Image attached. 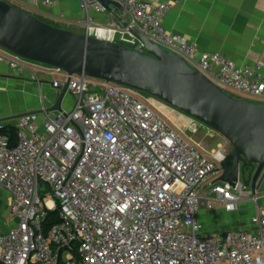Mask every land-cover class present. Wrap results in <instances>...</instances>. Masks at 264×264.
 Wrapping results in <instances>:
<instances>
[{
  "label": "built area",
  "instance_id": "1",
  "mask_svg": "<svg viewBox=\"0 0 264 264\" xmlns=\"http://www.w3.org/2000/svg\"><path fill=\"white\" fill-rule=\"evenodd\" d=\"M110 1L130 16V27L223 89L264 104L262 65L239 66L222 53H203L168 31L164 22L174 3ZM11 3L58 6L54 0ZM80 9L87 32L90 14L108 11L99 0H80ZM104 28L122 43L139 45L118 21ZM0 58L16 75L67 87L74 98L71 109L13 120L14 142L0 134V192L11 197L12 223L0 233V264H264V195L240 177L235 187L215 182L231 150L196 139V120L182 129L147 94L69 75L2 47ZM246 202L255 208L250 228L210 230L202 220L205 212H233ZM50 213L57 221L47 227Z\"/></svg>",
  "mask_w": 264,
  "mask_h": 264
},
{
  "label": "water",
  "instance_id": "2",
  "mask_svg": "<svg viewBox=\"0 0 264 264\" xmlns=\"http://www.w3.org/2000/svg\"><path fill=\"white\" fill-rule=\"evenodd\" d=\"M110 10L118 2L99 0ZM139 41L136 47L61 28L7 0H0V47L69 75L114 82L150 95L221 134L232 150L216 169L215 182L235 187L239 177L256 193L264 183V104L230 95L181 55L169 51L123 22ZM68 88L45 110L0 119L15 120L63 110ZM18 222V220H15Z\"/></svg>",
  "mask_w": 264,
  "mask_h": 264
},
{
  "label": "crops",
  "instance_id": "3",
  "mask_svg": "<svg viewBox=\"0 0 264 264\" xmlns=\"http://www.w3.org/2000/svg\"><path fill=\"white\" fill-rule=\"evenodd\" d=\"M11 2V0H7ZM56 7L39 5L23 8L37 17L61 28L76 32L87 30V15L80 9V0H54ZM153 3H174L164 25L170 32L186 37L196 43L203 53H222L239 66L262 65L264 74V0H145ZM92 26L89 34L108 41L121 42L119 34L104 28L113 21L129 23L130 16L114 5L105 13H91ZM60 93L49 80L35 83L26 75H16L8 63L0 58V119L41 111L52 105ZM72 105H62L71 109ZM39 119L42 114L37 115ZM13 120L0 122V126L11 125ZM261 195L264 190L261 189ZM240 212H228L229 229L250 228L245 224L252 218ZM239 211V210H238ZM254 214L252 215V217ZM213 214L203 213L202 220ZM223 226V225H222Z\"/></svg>",
  "mask_w": 264,
  "mask_h": 264
},
{
  "label": "rangeland",
  "instance_id": "4",
  "mask_svg": "<svg viewBox=\"0 0 264 264\" xmlns=\"http://www.w3.org/2000/svg\"><path fill=\"white\" fill-rule=\"evenodd\" d=\"M20 6L27 9V7H25V6H22V5H20ZM20 6H18V7L21 8ZM23 8H21V9H23ZM25 9H23V10H25ZM225 90L230 95H233L236 97L246 98L249 101L254 102V103L259 102V100H256L254 98L244 96V95H242V96L238 95L236 92H234L228 88L227 89L225 88ZM142 95H144V94H142ZM141 97H143V96H141ZM145 97H146V99H148V101L151 102V104L158 106L159 111L164 113L170 119H173L174 122L176 124H178L177 126L181 127L182 129H186L187 126H189V124L191 123V120H192L191 118H189L188 116H186L182 112L172 108L171 106L167 105L163 101L156 99L150 95H147ZM73 102H74V98H70L69 96H66L64 101H63V105H65L66 103L71 105ZM195 122H196V124H198L200 126L196 135H194L196 139L203 140L207 145L210 146L211 149L217 148L218 146L221 145V146H226L227 150H232L233 146L221 134H219L218 132H216V131H214V130H212V129H210V128L202 125V124H200L198 121H195ZM261 189L264 190V183H263ZM10 203H11L10 195L7 192H0V233L7 231L12 226V223H11L10 218H9ZM240 205L245 206V208H243V210H242V213L244 215H246V217L252 218V215L255 213V208H254L253 203L246 202V203H241ZM240 209H239V211L236 210L233 212L234 213L240 212ZM207 213H208V215H210V214L214 215V217H209L207 219V226L210 230H218V229L225 228V226H226L225 223H228L231 220L230 216L228 215V212H225L221 208H217V209L209 211ZM245 226H252V222L251 221L247 222L245 224ZM226 228L229 229L231 227H226ZM224 230H226V229H224Z\"/></svg>",
  "mask_w": 264,
  "mask_h": 264
},
{
  "label": "trees",
  "instance_id": "5",
  "mask_svg": "<svg viewBox=\"0 0 264 264\" xmlns=\"http://www.w3.org/2000/svg\"><path fill=\"white\" fill-rule=\"evenodd\" d=\"M1 133L7 134L8 136H10L11 141L14 142L16 135H15V130L13 129L12 125H7L5 127L0 126V134ZM56 221H57L56 214L50 213L45 221V225L48 227L52 225L53 223H55Z\"/></svg>",
  "mask_w": 264,
  "mask_h": 264
}]
</instances>
